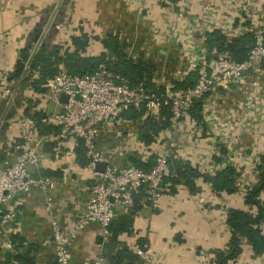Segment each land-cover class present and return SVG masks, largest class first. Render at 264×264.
Returning a JSON list of instances; mask_svg holds the SVG:
<instances>
[{"label":"built area","instance_id":"2783aa9c","mask_svg":"<svg viewBox=\"0 0 264 264\" xmlns=\"http://www.w3.org/2000/svg\"><path fill=\"white\" fill-rule=\"evenodd\" d=\"M197 1V16L192 23L186 22L190 31L186 43L199 65L180 67L163 90L148 88L143 83L132 85L128 79L111 73L105 63L90 73L72 74L64 68L46 77L44 86L48 97L45 99H50L56 107L45 114L42 122L55 128L40 135L34 120L24 118L20 127L21 150L13 160H0V236L9 252L7 264H21L15 257L17 249L6 236L9 224L23 214L21 208L11 206L17 196L33 189L41 191L43 207L51 215L53 261L39 264H70V245L78 231L96 223L103 240L108 241L109 225L120 214L119 207L124 210L132 207L134 197L140 194L144 200L155 203L165 191H169L172 184L168 178L175 175L170 160L174 159L177 147L183 141L193 143L195 148L201 146L205 111H201L199 119L192 114L198 98L201 102L227 99L233 107L242 104L241 115L234 116L229 105L232 116L221 118L208 130L207 136L211 143L214 142L212 147L216 154L222 144L231 148L229 143L235 133L238 136L252 131V120L261 117L260 122L264 123V0ZM186 8L192 9L190 6ZM214 31L224 36V46L248 32L253 35L254 44L245 58L238 61L224 46L208 47L207 41ZM194 69L198 78L192 86H174L175 81L183 80ZM253 86L261 89V96H255ZM42 94L36 95L42 97ZM62 94L66 96L65 100H61ZM129 109L141 111L139 118L169 120L154 141L146 144L154 156L153 163L146 168L127 159L130 153L137 155L146 148L138 136L140 128L134 127L136 120L124 115ZM45 140L54 142L56 155L62 153L68 142L80 146L91 170L85 207L66 231L59 223L51 194L57 185L56 180L32 173V168L38 170L41 164ZM116 140H122L121 149L103 146L104 141ZM98 162L104 163L103 170L97 169ZM216 172V165L212 163L211 168L202 173L213 175ZM256 227L264 237V218L256 223ZM135 253L144 257L145 249L137 247ZM103 260L100 256L90 264H101Z\"/></svg>","mask_w":264,"mask_h":264},{"label":"crops","instance_id":"0c3cea01","mask_svg":"<svg viewBox=\"0 0 264 264\" xmlns=\"http://www.w3.org/2000/svg\"><path fill=\"white\" fill-rule=\"evenodd\" d=\"M41 1L22 0L18 4H8L6 8L11 11V14L17 10L30 14L33 10L42 7ZM192 4V8L199 11L197 4ZM151 5H153L152 2L148 3V6ZM9 15L10 13L1 12L0 5V33L6 30L4 27L13 22ZM29 17V15L23 16V19L27 20ZM22 42L13 36L8 47H0V71L8 70L13 63L16 64L19 48L12 43L21 44ZM184 45L187 47V43ZM172 47L170 51H166L169 56L180 55L182 58H192L188 47L181 53L172 50ZM205 103L202 101L197 112L201 117V111L203 109L205 111L202 115L205 126L202 132L203 138L200 141L201 146L195 148L193 143L183 141L177 147L174 159L197 167L200 173L208 171L212 163L216 165L217 172L226 166L236 169L238 165H243L246 171V175L243 174V186H247L246 189L216 192L208 180L203 176H197L194 179L196 186L194 192L190 191V188L182 181L176 184L175 191H165L155 203L147 202L142 198L140 208L132 216L133 230L119 233L116 242L110 243L103 240L96 223H91L90 226L87 225L78 231L72 237L70 245V264H90L98 260L100 256L104 259L101 264H107L118 250L125 248L135 253L137 247L145 249V256L137 255L134 264H214V251L225 249L230 238V229L226 221L228 209L230 207L250 209V205L244 202V196L248 188L259 180V169L255 167L254 161L264 153V123L252 124V120L254 130L238 136L235 133L229 143L231 148L222 144L218 150L219 153L216 154L212 147L214 142L211 143L207 136L208 130L221 118L232 116L229 111L231 102L222 99L218 102ZM230 109L234 111L236 117L241 115V110H243L240 103L234 107L231 106ZM144 119L143 117L134 119L137 122L134 125L135 129L143 123ZM17 129L18 127L13 123H10V126H0V160L15 158L17 150L11 146L16 139H19ZM122 140L104 141L103 146L118 150L123 146ZM147 145L145 144L144 152L137 155L130 153L135 157L134 162L140 160L144 164L149 163L150 157L148 156L153 155V152L151 153ZM79 147L68 142L62 153L58 155L55 150L44 152L39 169L32 168V173L35 175H48L56 180L57 185L51 194L54 197L59 223L65 231L84 209L89 196L91 170L87 166L83 150L78 152ZM251 169L254 170L247 172ZM213 175L208 174V176ZM42 200L43 193L33 189L27 194L17 196L11 202V206L21 208L23 214L17 216L9 224L6 236L13 242L18 251L17 254L27 259L29 264L53 261L51 215L44 209ZM257 200L264 202V189L258 195ZM251 208L254 210L253 207ZM118 210L120 214L126 211L123 208ZM8 256L9 252L2 243L1 235L0 264H7ZM228 264H264V250L255 254L251 244L242 238L241 252Z\"/></svg>","mask_w":264,"mask_h":264},{"label":"rangeland","instance_id":"374dc122","mask_svg":"<svg viewBox=\"0 0 264 264\" xmlns=\"http://www.w3.org/2000/svg\"><path fill=\"white\" fill-rule=\"evenodd\" d=\"M21 1L0 0L1 12L10 13L13 20L0 33V47H8L13 36L23 41L21 44L12 43L19 48L16 60L21 56L22 50L29 52L31 58L42 45L48 50L56 47L60 56L65 50H71V35L83 32L88 36L84 55L94 56L105 50L100 38H106L108 33L118 35L120 45L128 55L133 58L141 55L152 63L151 81L163 88L173 80L180 67L188 68L196 63L199 65L197 58L166 54L171 46L177 53L187 48L186 45L183 46L190 33L186 22L192 23L191 20L197 16L198 11L192 8V3H196L199 8L197 0H42V7L30 14L21 10L11 14L6 8L8 4H18ZM150 2L153 5L148 6ZM186 6L192 9H187ZM28 15L30 17L24 20L23 16ZM29 61L30 59L24 64L25 68L19 76L14 75L15 63L8 70L0 71V126H10L13 123L18 127L20 141L16 139L11 146L15 147L17 153L23 144L19 124L24 118H42V115L56 107L50 99H45L48 97L45 86L39 91L34 89L31 82L35 74L29 71ZM57 68L56 73L65 67L59 63ZM260 90L258 86L252 87L256 97L261 96ZM37 93H43L44 96H37ZM207 103L208 101L205 104ZM260 119L253 120V123H259ZM261 155L254 161L255 167L260 163ZM244 168L243 165H238L234 171L233 180L237 191H244L247 187L243 186V174L246 175ZM252 170L254 169L247 172ZM222 205L225 206L224 203Z\"/></svg>","mask_w":264,"mask_h":264},{"label":"trees","instance_id":"16d2710c","mask_svg":"<svg viewBox=\"0 0 264 264\" xmlns=\"http://www.w3.org/2000/svg\"><path fill=\"white\" fill-rule=\"evenodd\" d=\"M100 40L105 50H102L99 54L94 56L84 55L85 49L88 45V36L83 32L79 35H71V50H65L60 56L56 47L48 50L45 45H42L29 61V71L34 74L37 72L35 76L32 77L31 82L34 85V89L37 91L42 90L46 77L52 76L56 73L58 70L57 65L59 63H62L65 69L72 74L90 73L101 63H105L111 73L128 79L132 85L143 83L144 86L148 88L158 89L159 91L163 90L162 86H158L154 81H151L153 77L151 70L152 63L148 62V59L145 60L141 55L138 58H133L128 55L125 52L124 47L120 45L118 35L108 33L106 38H100ZM253 44L254 38L250 32L239 38L233 39L226 44V46H224V36L219 31H214L211 34V38L207 41L208 47L216 46L219 48L224 46V48L231 53L232 58L238 61L245 58L246 53ZM28 58L29 52L22 50L21 56L16 62L14 75L19 76L21 74ZM262 68L264 69V59L262 61ZM197 78V70H190L183 80L175 81L174 86L190 87L196 82ZM194 104L192 114L194 117L198 118L200 115H198L197 112L199 111L202 102L197 100ZM141 113V111L138 112L129 109L124 115L128 118L136 119ZM44 116L45 114L41 117L43 118ZM42 118L34 119L32 116L40 135L55 128L53 125L44 124ZM168 124V119L157 120L146 117L143 123L139 126V137L145 144H149L154 141L157 133ZM78 149L79 152L82 148L79 147ZM149 157V163L144 164L140 162V160H137L134 163L146 168L154 161L153 155ZM84 158L86 161V157ZM170 166L174 170L175 175L168 178L172 184L169 191H175L176 184L183 181L190 188V191L194 192L196 190L194 179L197 176H203L204 179L208 180L212 185V189L216 192H229L232 191V189H236L233 180L235 169L232 166L224 167L213 176L200 173L197 167H192L187 162L175 160L173 158L170 160ZM257 168L259 169V180L252 187L248 188L245 196V202L250 205V209L245 210L233 207L228 209L226 221L230 229V238L225 249H216L214 251V264H228L230 260L235 259L241 252L242 238L246 239L251 244L252 250L255 254H259L264 250V237L259 234L256 227V223L264 218V202H259L257 200L258 195L264 189V153L261 155L260 163L257 165ZM142 198V194L135 196L132 207L126 209L125 212L118 214V216L112 220L109 225L110 233L108 242H116L119 233L131 232L133 230L132 216L140 208ZM251 207H253L254 210H251ZM15 257L20 260L21 264H29V262L27 263L28 260L22 258L20 254H16ZM136 260V253L123 248L118 250L110 258L109 264H134Z\"/></svg>","mask_w":264,"mask_h":264},{"label":"water","instance_id":"95a60500","mask_svg":"<svg viewBox=\"0 0 264 264\" xmlns=\"http://www.w3.org/2000/svg\"><path fill=\"white\" fill-rule=\"evenodd\" d=\"M263 59H264V57H263ZM60 98H61V100H65L66 96L64 94H62L60 96ZM198 100H200V98H198ZM53 146H54V142L52 140H45L43 142L42 150H43V152H52L53 151ZM127 159L130 162H134L135 161V157L133 155H131V154L127 156ZM103 168H104V163L98 162L97 163V169L98 170H103Z\"/></svg>","mask_w":264,"mask_h":264}]
</instances>
